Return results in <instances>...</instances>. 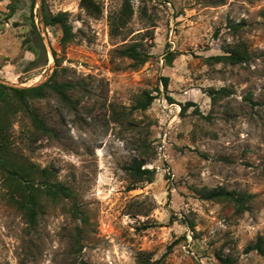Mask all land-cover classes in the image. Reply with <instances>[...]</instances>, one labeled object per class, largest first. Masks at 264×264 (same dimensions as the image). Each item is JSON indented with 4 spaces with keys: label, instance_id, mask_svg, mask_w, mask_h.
<instances>
[{
    "label": "rangeland",
    "instance_id": "1",
    "mask_svg": "<svg viewBox=\"0 0 264 264\" xmlns=\"http://www.w3.org/2000/svg\"><path fill=\"white\" fill-rule=\"evenodd\" d=\"M16 1L9 15L10 0H0V81L47 80L55 49L58 80L84 86L72 92L78 110L54 95L35 101L56 135L40 136L34 148L21 135L30 121L15 119L16 148L53 167L75 197L44 203L30 227L0 173V264H221L217 253L264 264L245 251L264 236V0H129V18L125 0H95L99 16L81 0H46L51 12L68 13L74 39L65 46L60 27L43 22L41 0L34 8ZM135 42L150 53L139 66L119 53ZM240 42L249 61H209ZM222 87L229 93L213 99L211 89ZM146 93L154 101L136 108ZM188 101L195 105L183 112ZM134 158L155 169L152 182L130 176ZM220 185L252 195L243 213L197 193Z\"/></svg>",
    "mask_w": 264,
    "mask_h": 264
},
{
    "label": "trees",
    "instance_id": "2",
    "mask_svg": "<svg viewBox=\"0 0 264 264\" xmlns=\"http://www.w3.org/2000/svg\"><path fill=\"white\" fill-rule=\"evenodd\" d=\"M36 0H32L34 8ZM20 3L10 0L9 15L16 12ZM81 5L86 10L96 16L102 13V7L95 0H81ZM42 19L46 26H58L61 29L60 43L67 45L74 39L73 26L69 21L68 13L59 11L51 12L46 6V0H41ZM132 8L129 0H125L123 17L129 18ZM1 23V22H0ZM234 30H238L242 23L230 22ZM119 53L133 60L135 66L144 64L150 56L149 51L145 50L141 43L135 42L119 50ZM56 60V68L52 75L45 81L31 86H13L0 81V173L2 174L3 184L9 202L20 210L30 227H35L38 223L39 213L43 204L47 202L58 203L75 197L74 189L67 183L58 179L57 171L51 166L42 167L37 163L27 159L16 147L14 138L13 124L18 115L22 114L30 121V126L22 130V141L29 147L35 146L40 136L53 137L56 131L48 125L46 119L40 114L34 105L36 100L44 99L49 95L56 96L59 101L71 110H78V100L74 99L72 92L78 86H84V81L58 80L60 59L58 53L53 49ZM167 64L172 65L175 55L169 52L165 56ZM251 59L248 46L244 42L233 46L225 47L224 54L213 55L209 58L213 62H225L230 64L245 63ZM65 70L64 68H61ZM162 83L165 88L169 86V77L162 76ZM219 93L228 94L226 87L221 89H211L213 99ZM152 93H146L139 100L136 108L146 109L154 101ZM195 105L188 101L182 105L184 112L189 106ZM145 161L134 158L125 168L130 176L136 181L152 182L155 177V169L144 167ZM200 198L205 200L228 202L234 205L237 214L243 213L247 209V203L252 195L249 193L229 190L225 186H217L211 189L204 188L197 190ZM72 212L76 217H82L81 210L75 203L72 205ZM257 251L264 257V236L259 235L255 242L249 243L245 248L246 252ZM221 264H234L233 257L223 256L217 253ZM86 264V263H84Z\"/></svg>",
    "mask_w": 264,
    "mask_h": 264
}]
</instances>
